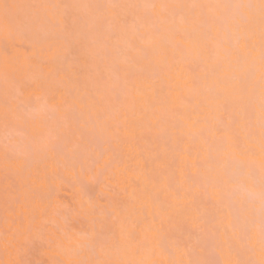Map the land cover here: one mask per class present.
Here are the masks:
<instances>
[{"label":"snow or ice","instance_id":"6c2138e0","mask_svg":"<svg viewBox=\"0 0 264 264\" xmlns=\"http://www.w3.org/2000/svg\"><path fill=\"white\" fill-rule=\"evenodd\" d=\"M0 32L6 63L8 42L20 39L53 66L33 81L30 93L5 72L2 237L18 258L0 264H37L24 256L45 241L58 242L71 257L57 264H264V0H0ZM166 49L202 68L191 84L204 109L197 105L190 138L204 155L198 152L179 175L167 152L133 168L120 147L127 142L122 129L128 114L136 112L134 103H124L129 77L154 75ZM84 73L91 88L81 86ZM52 85L63 92L61 103L47 94ZM185 126L177 116L159 137L178 151L183 138L172 129ZM69 133L88 148L70 150ZM118 171L135 173L129 180L143 185L160 228L137 231L119 195L111 194ZM24 173L29 179L21 183ZM56 181L78 188L88 206L54 205ZM100 185L110 194L96 199L91 191ZM201 190L214 198L198 201L194 192ZM37 201L43 204L38 214L17 215V206ZM81 216L86 226L65 247ZM187 217L193 227H163L164 219L172 225ZM121 250L143 258H110Z\"/></svg>","mask_w":264,"mask_h":264},{"label":"bare ground","instance_id":"6f19581e","mask_svg":"<svg viewBox=\"0 0 264 264\" xmlns=\"http://www.w3.org/2000/svg\"><path fill=\"white\" fill-rule=\"evenodd\" d=\"M9 2L30 3H56V2H75V0H9ZM103 2V0H101ZM115 2H128V0H115ZM135 2V0H134ZM144 2V0H139ZM160 2V0H155ZM27 41L17 39L16 41H9L8 47L10 54L6 57L4 52V35L0 32V96L4 87L5 72L10 76L15 77L17 80L25 84L26 93L36 90V85L33 81L41 75L47 76L48 73L53 71V66L38 60L34 56L35 49L29 50L26 45ZM184 47H190L188 42H184ZM157 65L154 68V75H132L129 77L127 100L124 101L127 105L135 104L136 112H129V122L122 129V136L127 140L126 143L121 145L123 151L128 157V161L135 168L136 164H143L145 158H151L157 153L167 152L169 158L175 157L174 169L179 175L185 171L187 165L191 164L197 158L199 152L203 157L204 152L201 150L199 142L193 141L190 138L192 131V122L196 119L197 105H200V110L204 109V98L195 96L192 93V78L201 74L202 68L197 66L196 62L191 57H180L178 54L173 55L171 49L164 50L160 56L157 57ZM82 87L91 88L92 85L87 79V73L81 77ZM32 85V87H28ZM36 94H41L37 92ZM49 96H54L53 104L61 103L64 94L61 91H56V86L52 85L51 90L47 93ZM192 96L191 103L185 100V97ZM2 99V97H1ZM0 99V100H1ZM114 111V109H111ZM143 111V120H140V114ZM177 116L181 117L183 123L186 125L183 128L172 129L173 133L182 137V143L178 151L173 150V146L166 145L159 137V133L166 122H172ZM3 133V122L0 119V135ZM71 133L68 134L67 140L71 139ZM77 138V136H75ZM2 138V137H1ZM74 137H72L73 139ZM130 138V139H129ZM70 140L67 144L70 147L76 146L75 140ZM75 139V138H74ZM77 140V139H76ZM67 141V142H68ZM73 141V142H72ZM79 143L81 140H79ZM1 143V142H0ZM78 143V142H77ZM86 143V142H85ZM78 146V145H77ZM2 147V146H1ZM69 149L71 150V148ZM79 147V146H78ZM83 148V147H82ZM3 149V148H2ZM107 160V157L105 158ZM51 167V162H48ZM104 161L101 162V166ZM42 168L43 165H40ZM2 169V170H1ZM0 171L3 172L2 153H0ZM35 168L33 169V172ZM0 177H3V173ZM135 173L130 171L126 175L121 174L119 171L116 177L111 181L112 193L118 194L119 198L123 201V207L126 208L127 214L131 215L134 226L141 235L149 228L155 229L161 227V219L157 214L151 201L144 195L142 188L132 184L129 177ZM29 179L28 174L24 173L20 177V182L24 183ZM127 189V191H125ZM105 185L94 187L91 191V196L100 199L109 195ZM197 200L206 203L212 196L211 190L204 192L203 190L194 192ZM166 193H161V200H164ZM3 183L0 178V261L9 262L17 259V255L12 250H6L4 247L2 232H3ZM54 205H71L74 208L87 207L88 197L81 195L78 188H73L68 183L55 182ZM43 207L41 202H28L22 203L17 206V215L27 218L29 215L38 214L39 210ZM155 218V219H154ZM138 222V223H137ZM74 227L68 233V238L64 239L65 247L72 246L76 241V233L82 227H85L87 220L81 216L74 219ZM227 223V221H225ZM193 227L194 223L191 217L181 219L178 224L170 225L167 219L163 220V227L165 229L170 227ZM119 222L113 221V231H119ZM58 243V242H57ZM57 243L49 244L45 241L43 244L31 249L24 256L25 259L34 260L37 264H57L58 261H67L71 257L57 246ZM112 259L119 260H134L143 257L137 256L131 251L121 250L119 253L114 254ZM155 260H164L166 257L154 256L151 257Z\"/></svg>","mask_w":264,"mask_h":264},{"label":"rangeland","instance_id":"374dc122","mask_svg":"<svg viewBox=\"0 0 264 264\" xmlns=\"http://www.w3.org/2000/svg\"><path fill=\"white\" fill-rule=\"evenodd\" d=\"M4 81V80H3ZM0 83H2V81L0 82ZM0 87H1V85H0ZM1 90V89H0ZM3 92V91H2ZM1 97L2 96H0V99H1ZM2 100V99H1ZM2 137V138H1ZM72 137H74L73 139H72ZM69 138V137H68ZM70 138L72 139V140H75L76 141V143L74 144V145H76V146H69L68 145V148L70 147L71 149H77V150H81V151H83V150H86L87 148H88V143H87V141L86 140H84V141H80V143H79V141H78V139H79V136L77 135V138L75 137V136H70ZM71 139H68V140H70V142H71ZM77 139V140H76ZM67 140V141H68ZM80 140V139H79ZM0 153H3V133H1V135H0ZM73 142V141H72ZM78 142V143H77ZM86 142V143H85ZM67 144H70L69 143V141L67 142ZM79 147H78V146ZM2 146V147H1ZM83 147V148H82ZM2 170V169H1ZM0 173H1V171H0ZM3 173V172H2ZM2 173H1V176H2ZM0 178H2V177H0Z\"/></svg>","mask_w":264,"mask_h":264}]
</instances>
